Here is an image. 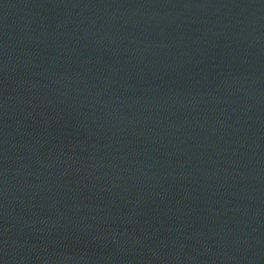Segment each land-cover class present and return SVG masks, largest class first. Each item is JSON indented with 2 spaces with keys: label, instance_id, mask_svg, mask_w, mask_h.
<instances>
[{
  "label": "water",
  "instance_id": "1",
  "mask_svg": "<svg viewBox=\"0 0 264 264\" xmlns=\"http://www.w3.org/2000/svg\"><path fill=\"white\" fill-rule=\"evenodd\" d=\"M0 264H264V0H0Z\"/></svg>",
  "mask_w": 264,
  "mask_h": 264
}]
</instances>
